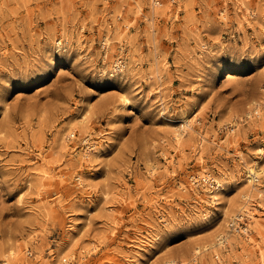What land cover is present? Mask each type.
I'll return each mask as SVG.
<instances>
[{
    "label": "rangeland",
    "instance_id": "1",
    "mask_svg": "<svg viewBox=\"0 0 264 264\" xmlns=\"http://www.w3.org/2000/svg\"><path fill=\"white\" fill-rule=\"evenodd\" d=\"M158 1L0 0V264H264V197L195 253L264 186V0Z\"/></svg>",
    "mask_w": 264,
    "mask_h": 264
},
{
    "label": "bare ground",
    "instance_id": "2",
    "mask_svg": "<svg viewBox=\"0 0 264 264\" xmlns=\"http://www.w3.org/2000/svg\"><path fill=\"white\" fill-rule=\"evenodd\" d=\"M153 3H155V5H159L160 3H157V1L156 0H154V2ZM164 11V9H163V7H157V8H154V10H153V15H155V16H157V15H159L160 13H162ZM108 42H109V40H108ZM120 62H118V68L120 69ZM258 108V107H257ZM255 109V108H254ZM259 108L257 109V110H254V113H257V114H259ZM256 114V115H257ZM247 115L249 116V117H251L252 116V114H251V112H248L247 113ZM190 124V123H189ZM187 127H189V125H187ZM93 147V146H92ZM90 145H88V149H90V148H92ZM263 151V150H262ZM85 156L86 157H89V155L88 154H85ZM263 156H264V154H263ZM255 162V161H254ZM256 164V166H254ZM255 164L254 165H252V166H250V167H248V170H249V176H248V181L250 182V183H252L253 181H254V179L255 178H257L256 176L258 175V173L259 172H261V174H264V168H262L261 169V167H260V165H259V163H257V162H255ZM202 178V177H201ZM202 180H204V181H206V182H211V184H210V186H212V187H214V189L215 190H212L211 188H207L206 187V193H207V195H210L212 198H214V200L216 201V197H217V194H218V192H220V190H221V188H222V186H223V184H222V182L221 181H219V180H213V181H211V179H209V176H204L203 178H202ZM208 182V183H209ZM264 186L262 187V186H259V185H255V184H251L250 185V188H249V193L248 194H245V195H243V199H245V202H243L242 204H241V202L240 201H234L233 203H232V205H231V210L233 211V210H238V212H239V214H237V215H235V216H233L232 218H231V221L228 223L229 225L230 224H232V223H236V222H238V220L239 219H241V216H243L242 215V212H244L243 214H246V215H248V217H249V219H257L256 218V216H254V215H252L251 214V212H250V209H251V206H253L254 205V202L255 203H257V208H258V210H260V208H262L263 207V203H261L260 201H263L262 199H263V197H264ZM236 200V199H235ZM250 208V209H249ZM230 210V211H231ZM231 211V212H232ZM231 212L230 213H228L227 215H226V218H229L230 217V214H231ZM250 213V214H249ZM258 220V219H257ZM252 221V220H251ZM257 222V225H258V230L260 231V233H261V235H262V233H263V229H264V226H263V224H261V222L258 220V221H256ZM228 225V226H229ZM226 229H225V232H222V233H220L216 238H214V241L213 242H211V244H209V245H204L203 247H202V249H203V251H202V249H201V247H197L195 250V253L196 254H198V255H201L202 254V252H207V251H209L210 249L211 250H220V248H221V245H223L224 246V244H225V242H226V240H227V238L228 237H233L234 235L232 234V232L229 230V228L228 227H225ZM216 240V241H215ZM27 248V247H26ZM204 258H205V256H204ZM202 259V258H201ZM65 261H67V259L65 260ZM203 262V261H202ZM175 263V261H171V264H174ZM207 263V262H206ZM217 263V262H216ZM205 264V263H204Z\"/></svg>",
    "mask_w": 264,
    "mask_h": 264
},
{
    "label": "built area",
    "instance_id": "3",
    "mask_svg": "<svg viewBox=\"0 0 264 264\" xmlns=\"http://www.w3.org/2000/svg\"><path fill=\"white\" fill-rule=\"evenodd\" d=\"M156 1H157V3H160L158 0H156ZM258 182H259V178H255L254 183H258ZM209 183H211V182H209ZM242 215L243 216H241V219H239L238 222L232 223L229 225V230L233 233L238 234V235L247 236V234L250 233L249 217L246 214H242ZM227 244L228 243L226 241L224 246ZM214 259L217 262L216 264H222V262H221L222 259L219 255H215Z\"/></svg>",
    "mask_w": 264,
    "mask_h": 264
},
{
    "label": "snow or ice",
    "instance_id": "4",
    "mask_svg": "<svg viewBox=\"0 0 264 264\" xmlns=\"http://www.w3.org/2000/svg\"><path fill=\"white\" fill-rule=\"evenodd\" d=\"M57 57L56 56H53V59H56ZM113 87H117V85H113ZM166 239V238H165Z\"/></svg>",
    "mask_w": 264,
    "mask_h": 264
}]
</instances>
